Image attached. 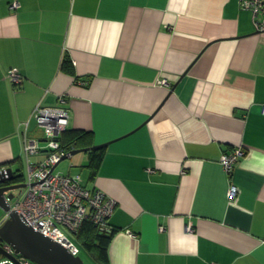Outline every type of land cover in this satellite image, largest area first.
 Segmentation results:
<instances>
[{
  "label": "crops",
  "instance_id": "obj_1",
  "mask_svg": "<svg viewBox=\"0 0 264 264\" xmlns=\"http://www.w3.org/2000/svg\"><path fill=\"white\" fill-rule=\"evenodd\" d=\"M13 1L0 0V170L28 168L38 105L66 107L67 130L109 143L96 175V150L63 173L117 201L111 264H264V32L251 12L239 0ZM239 148L228 172L221 157Z\"/></svg>",
  "mask_w": 264,
  "mask_h": 264
},
{
  "label": "built area",
  "instance_id": "obj_2",
  "mask_svg": "<svg viewBox=\"0 0 264 264\" xmlns=\"http://www.w3.org/2000/svg\"><path fill=\"white\" fill-rule=\"evenodd\" d=\"M239 3L242 9L251 12L256 30L264 32V0H239ZM19 7L18 0L11 3L12 9ZM7 76L17 88L22 86L24 76L18 69H10ZM161 83L168 82L163 79ZM61 101L64 102L65 99L62 98ZM32 118L37 120V129L41 130L42 136H35L29 131L30 120L24 136V150L28 159L26 186L19 196L7 198V202L10 210L15 211L26 225L64 244L74 255H80L81 249L75 237L83 224L90 221L101 232H113L110 219L115 212L117 201L100 188L84 185L80 174L57 171L62 157L71 152L70 149L62 147L59 140L70 123V114L66 107L38 105ZM40 153L45 154L44 159L33 161L32 158ZM244 154L242 148L225 153L221 157V163L231 172ZM237 194V187L232 185L228 192L229 199L235 200ZM7 218L8 213L0 226ZM126 232L133 235L131 230ZM71 236H74V239ZM5 248L14 254L11 245L6 244ZM17 258L21 264H35L21 255ZM6 261L10 260L3 262Z\"/></svg>",
  "mask_w": 264,
  "mask_h": 264
},
{
  "label": "water",
  "instance_id": "obj_3",
  "mask_svg": "<svg viewBox=\"0 0 264 264\" xmlns=\"http://www.w3.org/2000/svg\"><path fill=\"white\" fill-rule=\"evenodd\" d=\"M38 123L35 118L30 122L29 131H34ZM109 143L93 147L74 149L61 159L66 160L80 152L97 150L108 146ZM12 168L0 170V184L15 179ZM26 183H18L0 187V207L8 213V218L0 226V256L6 257L15 264H21L17 256L21 255L35 264H85L81 255H74L64 244L42 234L26 225L15 211L10 210L7 198L13 199L14 190L22 189ZM11 245L14 254L5 245Z\"/></svg>",
  "mask_w": 264,
  "mask_h": 264
},
{
  "label": "trees",
  "instance_id": "obj_4",
  "mask_svg": "<svg viewBox=\"0 0 264 264\" xmlns=\"http://www.w3.org/2000/svg\"><path fill=\"white\" fill-rule=\"evenodd\" d=\"M62 68L74 73V64L69 56L63 61ZM62 147L72 149L76 147L87 148L93 146V134L84 130H67L59 138ZM105 148L91 152L89 167L93 168V175H96L97 169L103 158ZM22 174L16 177L14 182H22ZM116 231L111 233L101 232L92 222L87 221L75 237L81 252H84L95 264H111L109 256V247Z\"/></svg>",
  "mask_w": 264,
  "mask_h": 264
},
{
  "label": "rangeland",
  "instance_id": "obj_5",
  "mask_svg": "<svg viewBox=\"0 0 264 264\" xmlns=\"http://www.w3.org/2000/svg\"><path fill=\"white\" fill-rule=\"evenodd\" d=\"M36 133H42L41 132V130L40 129H38L37 130V132ZM71 162H73L72 160H71V158H68V159H66V160H63L60 164H59V166L57 167V171H61V172H66L68 169H69V166H70V164H71ZM75 169H78V168H75ZM18 170V169H17ZM16 170V171H17ZM79 170H81L80 168H79ZM23 172V177H22V179H23V182H19V183H25V180L27 179V172H28V170H27V167L25 166L24 168H23V170H22ZM18 173H20V170H19V172ZM83 173L86 175V171H83ZM23 189V188H22ZM22 189H17V190H15V195H16V197L17 196H19V194L23 191ZM5 211L0 207V223L3 221V218L5 217ZM71 238H73L74 239V236H71ZM81 257L84 259V261H85V264H95L89 257H88V255L86 254V253H84V252H81Z\"/></svg>",
  "mask_w": 264,
  "mask_h": 264
},
{
  "label": "flooded vegetation",
  "instance_id": "obj_6",
  "mask_svg": "<svg viewBox=\"0 0 264 264\" xmlns=\"http://www.w3.org/2000/svg\"><path fill=\"white\" fill-rule=\"evenodd\" d=\"M13 184H18V182L8 181V182H5V183L0 184V187H2V186H9V185H13ZM14 193H15V190H14Z\"/></svg>",
  "mask_w": 264,
  "mask_h": 264
}]
</instances>
